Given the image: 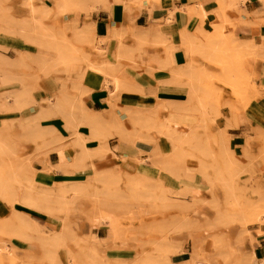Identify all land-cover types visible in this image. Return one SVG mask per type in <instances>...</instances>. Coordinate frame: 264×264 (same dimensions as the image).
<instances>
[{"label": "rangeland", "instance_id": "rangeland-1", "mask_svg": "<svg viewBox=\"0 0 264 264\" xmlns=\"http://www.w3.org/2000/svg\"><path fill=\"white\" fill-rule=\"evenodd\" d=\"M21 1L22 0H6L5 2L4 1L1 2L2 3L1 10H3L4 13L6 14L8 13V16H10L7 19L8 22L12 23V26H15L17 24L16 28L19 27L18 19L23 17L26 13V8L21 4ZM224 1L226 0H222L220 2L218 1L219 3L218 10L212 12H205L206 13V14L204 13L205 17L204 15H203L204 18L202 17L203 20H200L199 18L201 17L199 16V14L201 13L194 12L191 14V15L198 14L197 16L199 17L196 16L198 18L196 22L198 21V23L197 25H195V27H193L192 25L195 24L196 22L190 24L191 25L190 28H188L185 32L191 34L192 38L194 35H196L195 37L197 36L201 37V35L204 34L207 38H209V41L212 39L208 44L206 43L207 45L203 43L208 42L207 41L208 39L206 38L203 39V37H201L202 38L201 40L199 38H197L196 40L195 38L193 42L189 43L187 49L188 51L187 50L185 51L187 56L188 55L190 56L187 58L186 54L184 53L185 55L184 56L185 59H184L179 54L181 50L180 49L181 43L180 44L178 43L176 44L177 45L175 51L176 58L173 66H171L173 63L170 66L168 64H165L166 66L165 68H162L163 65H159V64L152 65L153 67L152 71L156 69H163L169 71L170 75L172 70L173 71L176 70V72H180L178 73V75L179 74L181 75L184 72V74H182L183 76L181 75V77L178 78V79L181 78L180 80H183L181 81L182 83L180 82V80L176 81L178 83L180 82L179 87L183 86L184 84L192 85V83L196 81L193 84V86L196 85L195 86L196 92H195V98L193 99L192 103L185 106H183V104L181 103L178 104L179 106H177L175 102L178 101L179 103L180 100H171V102L173 101L172 103L168 101V103L170 104L167 105L166 103L167 107L169 108V105H173L171 106V108L173 109L171 108H169L170 110L167 109L168 112H165L160 116V120H163L164 115L168 114L167 118L171 125H175L178 128L188 127L190 129L192 127V129H195L196 131H198V133H202L200 135L203 137H201V139L199 140L196 149L190 150L191 148L185 146L186 152L188 153L189 151L191 155L189 154L188 156H182V154H180L179 155L180 161L175 164L174 162H172L173 167H168L169 162L167 161L166 158H164L161 162H158L156 164H152L149 161H147L148 166L144 164L145 167L144 169L146 171L144 172V175L140 177H138L137 175H138V171L141 170V168L138 169V166H136L137 165L136 160L133 159L134 157H137L139 155V150H138V155L136 156L130 155V157H125L124 160L120 159L117 156L120 159L119 165H115L111 167L95 168V165L93 163L94 160H99L100 158H103L106 154L103 152V149L101 148V143L99 144L98 139L93 137L91 134H88L89 133L88 128L83 125L80 126L81 131L84 132L85 130L84 134L83 132H81L82 134L81 142L86 147L83 156H84V166L85 168L87 167L88 168L87 169L84 168V171L77 172L74 175L69 176V180L71 182L83 181L87 177V175L91 173L100 174L102 176H105L106 174H110V173L114 174V176H111V179L108 178L110 180L107 179V182H99L98 187L107 193V199L109 201H111L113 204L116 203L115 211H114L115 221L119 230L124 232L126 237L125 241H117V242L115 241V243H113L117 245L119 248L125 247L127 249V251L123 253L125 254V257L109 256L106 255L105 253H99L96 251V249L93 248V244H92L93 242H92L91 245L93 248V252L97 257L103 256L105 259L110 261L116 259L128 260L131 259L134 256V254H136L137 252L139 251L142 252L141 250L143 248V250L146 251L145 253H148L149 256V257L147 256L148 264H152V263L158 264L157 258L158 257L161 258L162 255L168 254L171 251L173 245L178 246L177 243L179 244V247H181L180 251L177 254H180L181 252L184 251L185 256L186 257L189 256L190 253L192 252V247L194 245V242L192 240H198V243L202 249V253H201L202 256L209 255L208 258L207 257L206 258L214 262L213 263L211 261L210 264H237L238 259H240L238 257L240 256V254H242L241 258L244 257L243 254L245 255L244 259L247 258L246 254H249V252L246 249L247 248L246 243L250 244V241L254 240V238H251L250 234L255 235V237L257 236L259 238L262 237L258 234L261 232L262 226H264V221H262L264 220V125L250 128L251 135L245 132L244 141L241 140L239 142L240 143L239 145L236 146L232 145L233 147L231 146V138L230 135L228 134V132H239L240 130H242L235 128L238 126L236 112H235V108L237 107L236 104H241L243 107L242 110L239 109V112H245V107L248 104V102L251 100V98L255 95L257 96L262 94V92L261 93L255 92L254 95L249 93L256 88V81L258 79L254 73V65L257 62H259L262 58L256 57L251 65L250 59L252 55H250L248 51L246 52L247 49L244 50L245 51L244 53H241L243 48L240 49L241 52H238V47L241 45L243 46L248 45L251 47H246V46L245 47L248 49L249 48L253 49L252 44L254 43L252 42H255L254 45H257L260 44L261 40L259 39L256 40L255 37L251 39L247 37L246 34H241L240 30L238 29L239 23H236L234 16L230 15L229 17L228 13L224 11V9L228 8L223 5L224 6L223 9L222 4L224 3ZM32 3L34 6H38V7L42 3L44 8L48 10L47 19L43 21L44 25L42 24L43 26L42 29H44L45 27L47 29L43 30L42 33L52 35L54 36V38L60 37V35L63 34V37L62 35L61 37L62 38L68 37L65 38V40H69L70 31L67 29V27L70 26V24L68 25L65 24L66 18L69 16V13L66 11H60L58 7L55 5L56 4L55 1L53 7L44 5L43 0H32ZM2 6H5L4 9L8 8V11L6 9L4 10ZM75 9L83 11L85 15L91 12V11L86 12L83 10V8H75ZM75 9H73V11ZM239 13L241 14V10L239 11ZM6 14L4 15L6 16ZM208 15L213 16V19L208 21L207 20ZM224 15L226 20L224 19L225 22L223 21L224 25L223 24L222 25L224 28L222 29L221 25L218 26L217 23H222L220 17ZM1 16L2 15H0V17ZM262 16H264V13L260 14L261 20H259V22L261 21L260 23L264 24V17ZM12 18L14 21L11 20L12 21L11 22L9 19ZM0 19L2 21L3 18ZM1 21L0 24L4 25V23H6L4 26L9 24L7 23V21L4 23L3 21L2 22ZM232 22L236 24L234 25ZM213 23L215 25H213ZM228 24L232 25L233 29ZM0 27H2V25ZM216 27L218 28V31L216 30L217 29ZM51 30L54 31L55 35L52 33ZM197 31H200V33L203 32L204 33L200 35ZM57 32L58 35H56ZM225 36L226 38H224ZM22 37L23 35L20 36L14 34L13 32H10L8 34L7 32L5 33L0 30V41H1L0 45H2V47L0 46V57L6 59H10L12 57L14 58L17 56V51H25L26 53L29 52L28 53L29 55L30 54L33 55L36 52V46L28 41H25L26 39L25 40L23 39L25 37L23 38ZM70 37L72 36L70 35ZM219 37L220 38L222 37V40ZM7 38L9 40L17 41L21 43L20 47L17 48L16 50L6 47L3 41L6 40ZM217 39L219 40L218 42ZM244 39L245 41L244 43H242V40ZM246 39L248 40L250 39L249 40L250 42ZM246 41L248 42V44L245 43ZM211 42L213 44H211ZM73 43H75L78 47L79 44H77V42L74 41ZM70 44L72 45V42ZM214 44H217L218 46L215 45L216 47L214 48ZM230 44L233 46L236 45L234 47L235 50L231 47L232 49L231 48H228L229 50L227 49L229 52L227 50H226L227 53L224 52L225 49L227 48L226 45L230 46ZM146 46L150 48L152 47L153 48L158 47L161 49L163 48L161 44H156V45L147 44ZM203 48H205L206 50ZM206 52L207 54L209 53L208 55L210 54L211 55L208 56ZM77 53L80 54L79 52ZM52 54H53L52 51H48L46 57L51 58ZM221 55L224 57H222ZM149 58H147L146 62L149 60ZM72 59L74 60L76 59V61L74 62L73 60L70 59L72 62L69 60L71 63L68 62L69 65H67L64 70L61 68L60 71H58L56 68L51 70L52 69L51 68L50 69L51 71L49 70V73H47L48 69H46L47 68L46 67L45 70L47 71H44L45 72L44 73L42 70L40 71L38 70V68H34L30 66L25 68L21 67V69L16 68L19 74H17L16 70L15 72L17 76L23 74L22 76H24V78H26L25 77L26 74L27 77L30 74L29 77L30 78L32 77L31 79L33 81L29 79V77L26 79L30 81V84L31 82L37 83L38 87L36 88H34L36 86L35 83L33 84L34 87L30 85L32 88H34V90H31V93L33 94V96L35 97L34 99L36 100H38L40 97L44 96L45 94L51 95L55 93L57 89L60 87L61 85L60 83H64L66 81H67L66 84L69 87H71L73 84L78 85L79 83L82 85L83 84L82 77L84 78L85 73L87 72L94 76L97 74L95 77L96 78L99 77L100 79H102L101 75L92 68H87L86 71L84 72V75H82L81 62L78 61L79 59L77 58H72ZM187 61H190L188 65H186ZM224 61L225 63H223ZM123 63H124V67H131L133 69L135 68V70L137 71H141V70L148 71L149 68L147 67L146 64L144 66L142 63L139 64V67H134L130 65L128 61H124ZM190 63L192 67H190ZM185 66L186 67L188 66L189 68L188 67L185 68ZM67 67L68 70H66ZM177 68L179 70H182V72L178 71ZM182 68H184V71ZM228 68L231 72L228 70ZM188 69L189 70L191 69V71H189ZM33 70L35 71L32 72ZM226 70L229 71L228 74L229 80L228 78L225 77L228 76L227 75L228 72H226ZM248 70L252 74V78H253L250 81H246L245 79ZM150 71L151 69H149L148 72ZM185 71H189V72L185 73ZM42 72L44 74L47 73L46 76H44ZM32 73L34 77L36 74L37 76L33 78ZM187 73H188V77H190L189 78L190 83L188 82L189 80H187L188 79ZM189 75H191L192 77ZM230 76L232 77V80L230 79ZM55 77H61V79L60 78L56 79ZM63 78H65V80ZM60 81H64V82H60ZM229 81L230 82L233 81V82L230 83ZM183 82H188V83H183ZM174 83L173 85H171L173 86V88L178 86L175 85ZM104 84L106 88L107 85H109L112 88V86L109 83H104ZM231 84H233V86ZM45 86L50 87L51 89H46ZM17 88H20V83L16 81L9 83L7 85L0 84V94L12 93ZM85 89L89 90L87 88ZM131 92L132 91H121V92L117 91L115 101L118 103L117 97L119 98V95L129 96ZM133 92H137V91H133ZM88 93L89 92L87 91L83 95L84 103H85L86 94ZM139 95L141 97L140 101H138L136 104H131L130 106L127 105L125 107L134 108L135 106L142 105L144 103L146 106L151 104L153 105L155 103V99L153 97H148L142 94ZM169 98L170 97L168 98L166 97L165 100H170L171 98L170 99ZM184 99H181V101L182 100L184 101ZM158 100L160 101V103L161 101H165L164 99H159V98ZM7 102L8 104L11 103L7 106L12 110L7 109L6 111L0 112V121L6 120L16 123L17 122L16 119L18 118L22 119L28 116L29 118H31V116L34 115V113L38 108V106L34 102L32 103L28 101L27 106L25 103L24 106L26 107H24L21 111H18L17 109L14 110L12 99ZM228 104L233 105L231 108V112H232L231 114H229L228 108L225 106ZM161 105L166 106L165 103ZM175 106L179 108L181 107L180 108L181 111L179 110L175 111L174 108ZM102 108L96 110H101L105 115L104 117H107L106 112L103 111ZM116 109L118 111V106L116 107ZM121 109L126 115L125 109L123 108ZM188 114H190L193 118V121L191 123H187L186 120H183V116L188 117ZM57 117L58 116L53 115L52 117L48 118L47 121L45 122L43 121L42 124L40 123L41 126L39 125L40 128L39 127L38 128L39 129L43 128L44 130L46 127L45 125H54L59 123L60 118ZM122 119L124 120L125 118ZM199 119L203 120V123L201 121L202 123L201 125H205V127L202 126V128H200L201 125L197 123V121L200 122ZM198 125H200V127ZM125 126L130 127L129 123H126ZM195 126H198V129H196L197 127ZM222 130L226 133L224 136H222L223 133L221 132ZM18 132L19 131H14V134H17ZM154 134H156V136L159 138L158 144L163 151V156L165 157V155L168 154L171 149L170 144L168 141L162 139L161 138L162 136H160L158 133H154ZM68 138L69 136L66 137V141L68 140ZM108 138H110V136L106 137L107 144H108ZM28 139L29 138H27V136L24 135L23 143L25 145V148H24V152L22 151V155L24 157L28 155L31 156L34 150L31 140L29 139L30 140L29 141ZM163 141H165L167 145L166 152L164 151ZM247 141H249V146H247L246 144ZM119 143L124 145H129L131 147L134 146L128 143H123V142H119ZM247 147L250 148L249 150L252 153V156L246 153L248 151ZM51 151L52 150L48 151V155L49 152ZM65 151H67L68 156H71L70 158H67L68 161H72L76 158L77 154L72 148H66L64 150V155H65ZM41 159H42L41 155H36L32 157L31 167L33 171L35 170L34 165L38 166L36 162L42 164L40 162ZM126 163H130L132 167L126 166ZM17 166L19 165L17 162H15L13 167L7 168V165L0 161V175L7 176L10 174H15L14 172L16 170L18 171ZM90 166L94 167L95 169L92 170L91 172L89 171L86 172V170L90 169L89 168ZM150 169H155L154 173H152ZM172 170L175 171L174 172L175 174L171 173ZM34 173L35 171L33 172V175ZM76 185L77 184L73 183V186ZM186 190L187 192L184 193L183 191ZM88 198L86 197L85 199L79 200L74 203V202H70L72 201L71 199L65 197V198H61L58 204L61 206H67L68 203H70V205L72 204V207L74 208L75 211L73 210L72 212H69V218L72 222L71 223L72 226H74V228L76 229L78 237L87 236L92 233L97 238L95 241H100L101 237L99 238L91 230L84 216V212L91 207V203ZM12 203L16 211L24 212L28 214V212H30L31 210L30 208L20 205L16 200H13ZM0 207L2 208V211L0 212V224H1V219L9 216L12 213V211L9 207V204L6 203L4 199H2V197L0 198ZM139 209H147L148 212L144 216L140 213ZM258 220L261 221L259 222ZM74 224H76V226ZM102 225L103 228L107 229V226L105 224ZM84 229L90 230V232L87 233L86 231H83L82 233H80V231ZM262 230H264V228H262ZM9 231L10 234L4 233L5 231L0 230V244L1 247L3 248V255L5 256V259L2 261V264H4L7 261L9 264H16L17 262L22 264L21 259L22 257H24L25 252L23 254L20 253L18 254V252L13 253L12 251L13 248H9V244L11 243V241H9L8 238L15 235L16 230L10 228L8 232ZM101 234H103V232H101ZM4 242H6V244H4ZM100 242L105 243L102 241ZM28 243L34 246V248L35 246H37L35 242L33 243L28 242ZM139 244L141 245V247ZM38 246L36 247V249H38ZM68 246L71 249L74 248V246L70 241H68ZM40 249L42 250L41 257H36L32 251L26 250V252L28 251V253L30 252L33 253V255L31 253L32 257H29L31 264H40L41 262H45L46 264H52V262L47 261L45 257L48 256V253L56 255L54 249L52 250L51 247L49 248L40 247ZM144 251L142 252V254H145ZM177 254L171 255L170 258L172 261L171 264H174L173 260L177 258L176 256ZM236 257H238V259ZM241 260L243 259H240V261ZM177 264H182V263L180 261Z\"/></svg>", "mask_w": 264, "mask_h": 264}, {"label": "bare ground", "instance_id": "bare-ground-1", "mask_svg": "<svg viewBox=\"0 0 264 264\" xmlns=\"http://www.w3.org/2000/svg\"><path fill=\"white\" fill-rule=\"evenodd\" d=\"M2 1L5 2L6 0L0 1V15H2L0 18H3L2 19L3 23L7 21V23L9 24H7L6 26H4L6 23H4V25L0 24V26L2 25V27H0V30L5 33L7 32L8 34L10 32H13L14 34H17L20 36L23 35V37L25 38L23 37L22 38L24 40L26 39L25 41H28L36 46V52L33 55L31 54L29 55L28 54L29 52L26 53L25 51H17V56L14 58L12 57L10 59H6V58L0 57V75H1L0 84L7 85L15 81L20 83V88H17L12 93L0 94V112L10 109L8 108L7 105L11 103L8 104L7 101H10L11 99H12L14 110L17 109L18 111H21L24 107L27 106L28 101L32 103L34 102L38 106V108L36 112L34 113V115L31 116V118H29V116L22 118V119L18 118L16 119L17 120L16 123L12 121H6V120L0 121V161L5 163L7 165V168L13 167L15 162H17L19 165L17 166L18 171L16 170L14 172L15 174H10L7 176L0 175V196L2 197V199H4L6 203L9 204V207L12 211V213L9 216L1 219L0 230H3L5 231L4 233H8V234H10V231L8 232L10 228H13L16 230V234L8 238L9 241L11 240L12 237H15L23 241H34L39 245V247H45V248L51 247L52 250L54 249V251L56 252V255L48 253V256L45 258L47 261H51L52 264H148L147 261H148L149 256H148V253H145L146 251H144L143 248L141 251L142 252L144 251L145 254H142V252L139 251L136 254H134V256L131 259H128V260L127 259H116V260L110 261V260L105 259L103 256L97 257L93 252V248L90 242L91 239L95 241L97 239L96 236L91 233L90 235H87V236L78 237L76 229L74 228V226H72L71 224L72 222L69 218V212H72L74 210V208L72 207V204L70 205V203H68L67 206H61L58 204V202H60V199L65 198V197L71 199L72 201L70 202L75 203L79 200H83L86 197L88 198L89 196H91L92 198L91 197L88 198L90 200L91 207L84 212L85 219L88 222L91 230L99 227L102 224H105L107 226L106 233L103 237L100 238V241L106 242L107 240H110L113 243H115V241L116 242L125 241L126 239L125 234L124 232L119 230L116 224V221H115L114 211H115L116 203L113 204L111 201H109L107 199V193L98 187L99 182H107V179L108 178L111 179V176H114V174L110 173V174H106L105 176H102L100 174L91 173V174H88L87 177L83 181L62 182V183H58L57 187L56 186H43L34 180L33 172L35 170L33 171L31 167L32 157L36 155H41L42 159L40 160V162L43 163L47 168L50 167L51 169V166H53L57 168L61 173L67 175V176H64L65 178L63 180H69V176L74 175L77 172L84 171L85 166H84L83 154L85 152L86 147L81 142V138H82L81 132L83 131L80 130V126L83 125L88 128L89 130L88 134H91L93 137L98 139L99 144L101 143V148L103 149V152L105 154L109 153L110 151V147L108 146L107 141H106L107 136L115 137L119 142L128 143L131 145H135L136 141H143V142H146L152 145L151 149L147 150L146 152L139 150V155L133 158L136 160V163H137L136 166H138V169L141 168V170L138 171V175H137L138 177L144 175V172L146 171L144 169L145 168L144 164L147 161H149L152 164H156L158 162H161L164 158H166L167 161L169 162L168 167H173L172 162H174L175 164L180 161V158H179L180 154H182V156H188L189 154L191 155V153H189L188 150H187L188 153L186 152L185 146L191 148L190 150L196 149V146H198L197 144L199 143V140L203 136L200 135L202 133H198V131H196L195 129H192V127L190 128L192 130H190L188 127L178 128L175 125H171L167 118L168 114L164 115L163 120H160V116L164 114L165 112H168L167 109L173 106V105H169V108L167 107V105L170 104L168 103V101L171 102V100L173 99L169 98L170 100H165V98H163L165 101H161L160 103V101L158 100L156 96L155 89L157 88V89H161L167 92L184 93L186 96L184 101L180 100L179 103L178 101L175 103L177 104V106H179L178 104H181V103L183 104V106H185V105H189L190 103H192L193 99L195 98V92H196L195 86L196 85L193 86V84L196 81L192 83V85L184 84L183 86L179 87L180 82L183 80H180L181 78L180 79L178 78L181 77V75L184 74V72L181 75L180 74L178 75V73L180 72H176V70L173 71L171 69L172 71H171L170 77L161 82L159 81L157 87L155 86L156 88H152L153 86L149 87L151 85H149L147 88H144V87H140L139 84L137 85L134 79L131 76H129V74L125 73L124 63H123L124 61H128L130 65L134 67H139L138 61L143 60V52H142L143 43L146 44L147 42L148 43L151 42L155 45L161 44L163 47L162 48L163 53L161 56L159 55L160 58H158L157 56H150L147 62L141 61L142 63H146L147 67H149L148 71L149 69H151L150 72L147 71L148 74L152 72L153 64L163 65L164 67L162 66V68L166 67L165 64H168L170 66L173 63L172 58H173V51L175 49L174 46L170 45L171 43L170 44L165 43L167 41L165 38L167 37H165V35L163 34L158 23L152 22L147 26L136 25L134 23L135 14L131 12L132 8L128 16V24L130 26L127 28V30L125 31L123 30V31H120V33L118 32L116 33V36L114 37L115 40L113 42L114 50L109 51V47L112 46L110 42L111 37L108 34H106V36L104 35L105 37L102 35L103 37L99 36L98 38L97 33L95 31L94 22H90L87 24L85 23L83 25H77L76 21L73 20L70 26L67 27V29L71 33V34L69 33L70 41L65 40V38H68V37L64 36L65 38H62L63 34H61L62 37L59 34L60 37H55V38H58V39H55L54 36L52 35L42 33L43 30L47 29L46 27L42 29L43 27L42 24H43V21L47 19V14H48V10L44 8L42 3L38 7V6L33 5L32 0H22L21 4L26 8V13L23 17H21L22 19L19 18L20 21L18 19L19 27L17 26L18 28H16L17 24L15 26H12V23L8 22L7 19L10 17L8 16V13L6 14L4 13L3 10H1ZM110 1L111 0H55L56 2L55 5L58 7L60 11H66L68 13H72L73 9L75 8H83V10L87 12L89 9H91L92 6L94 7L96 3H99L102 6V8H107L108 3ZM117 1L118 0H116L115 2ZM128 1L129 3L127 2V0L123 1L127 9L128 7H131L130 6L131 0H128ZM239 1H243V0H226V2L228 3V6L235 7V9H237L236 8L238 4L237 2ZM199 6H200V3H199ZM4 7L5 6H2L3 9ZM93 9H95V7ZM202 9L203 8L199 10L202 12L201 13L202 15L199 14V16L201 17L197 16L198 14H196V16L200 18V20H203L202 17L205 13L204 11H202ZM6 10L8 11V8ZM190 10H188V12L190 11L193 13L195 11V10L193 11L192 9ZM237 10L238 12L240 11L239 8ZM3 13L6 14V16L8 17H6ZM190 17L191 16H189V18ZM260 18L261 17L259 15L255 23L256 22L260 23L261 22V21L259 22V20H261ZM220 19L222 23H217V25L218 26L221 25L223 29L224 28L223 21L225 22L226 20L225 15L220 17ZM9 20L14 21L13 18ZM235 20L238 22L245 21V20L241 21V17L240 19L237 18ZM230 24L228 25L232 27V25ZM213 25L215 24L213 23ZM218 28L216 29L217 31H218ZM122 29H124V27ZM51 31L54 34V31L53 30ZM197 32L200 35L204 33L203 31H202L203 33H200V31H197ZM125 34H127L128 37L131 39V41L128 43L123 42V36H125ZM182 34H183L182 37L180 36V43H181L180 45H181V49L183 53L185 54H186L185 51L188 49L189 43L193 42L195 38L196 40L197 38L201 40L202 39L201 37H203V39L204 38L208 39L207 40L208 42L203 43L205 45H207L212 40L210 38L211 40L209 41V38H207L204 34L201 35V37L200 36L195 37L196 35H194L193 38L191 34H185V31L182 32ZM219 34H222V33H219ZM56 35H58V32L56 33ZM70 35L72 37H70ZM224 38H226V36ZM220 39L222 40V37ZM74 41L80 45V48H79V45L77 47V45L73 43ZM154 41H156L157 43L156 42L154 43ZM218 41L219 40L217 39V42ZM244 41L245 39L242 40V43H244ZM71 42H72V45L70 44ZM100 43L103 44V46H101ZM245 43L248 44L247 41ZM252 43L255 44V42H252ZM0 44H1V41H0ZM211 44L213 43L211 42ZM217 44H214V48L218 46ZM254 44H252L253 49L249 48L250 51L246 47H251V46L241 45L242 47L241 46L238 47V52H241L240 49L243 48L241 53H244L245 52L244 50L247 49L246 52L248 51V53L252 55L250 59L251 65L256 57L262 58L261 60H264V39H261L260 44H257V43H256L257 45H254ZM0 46L2 47V45ZM235 46L231 44L230 46L226 45L227 48L225 49V51L224 50L223 51L227 53V51L229 50L228 48L232 47L234 49ZM48 51H52L53 53L51 58L46 57V54L48 53ZM76 51L79 52L81 55L78 54ZM189 56L190 55L187 56L186 54L187 58ZM72 58H77L79 59L78 61L81 62L82 75H84V72L86 71L87 68H92L101 75V78L104 81V83H109L112 86L111 89H107V95L105 96V100H104L105 104L102 108V110L106 112L107 117H104L105 115L103 114L101 110L94 111L92 109H89L87 105L84 103L83 95L87 91L89 92V90H86L85 88L87 89L89 88L87 86L84 87L83 84L82 85L80 83L78 85L73 84L71 87H69L66 84L67 81L66 82L60 81L64 83H60L61 85L59 84L60 87L57 89L55 93L51 95L45 94L44 96L36 100L34 99L35 97L31 93V90H34V88L38 87V85L36 82H34L36 84V86L34 87L33 85L34 83L31 82L30 84V81L26 79L30 76V74L28 75V77L26 74L25 75L26 78L22 76L23 74L20 76L16 75V72H17L16 68L21 69V67L25 68V67H30V66L34 68H38V70L40 71L42 70L43 72L47 71L45 70V68L47 67L46 68L48 69L47 73H49V70L51 68H52L51 70L55 68L58 71H60L61 68L64 70L65 67L69 65V63L72 62L71 60H73L74 62L76 61V59L74 60ZM189 62L190 61H187L186 65H188ZM223 63H225V61ZM48 65H51L52 67ZM148 65H150L152 68ZM181 67H184V66H181ZM187 67L185 66V68ZM190 67H192L191 63H190ZM182 69L184 71V68ZM191 69L190 70L188 69V70L191 71ZM66 70H68V67ZM177 70L182 72V70H179L178 68ZM34 71L35 70H33L32 72ZM189 71H185V73ZM229 71L226 70V72H228L227 75L229 74ZM17 74L19 73L17 72ZM46 74H44V76H46ZM32 76H33V73H32ZM36 76L37 74L35 75V77ZM35 77L33 76V78ZM225 77L228 78L229 80V75ZM31 78L29 77V79ZM55 78L61 79V77H55ZM187 78H188L187 80H189L188 82L190 83V79H189L190 77H188V73H187ZM63 79L65 80V78ZM230 79L232 80L231 76H230ZM245 79L246 81H250L253 79L252 74L249 72V70H248V73L246 74ZM177 80H180V82L179 83L176 82ZM188 82H183V83H188ZM173 83L178 86L173 88V86H171L173 85ZM233 84L231 85L233 86ZM30 85L34 88H32ZM117 91H120V92L121 91H132V92L137 91L138 93L142 95L153 97L155 99V103L153 105L151 104L148 106H146L144 103L142 105H137L134 108L122 106L123 109H125L126 111L125 119L123 120L116 109V107L119 106L115 103ZM262 91H264V87L256 86V88L253 89V91L249 93L254 95L255 92L261 93ZM25 103H26V106H24ZM164 103L165 105L167 103V105L166 106L161 105ZM177 106L174 107L175 111L177 110L181 111L180 110L181 107L179 108ZM225 106L228 108L229 114H231L232 113L231 108L233 105L228 104ZM53 115L58 116L60 118L59 120L60 122L54 125H45L46 127L44 130L42 127H41L42 129H39L40 123L42 124L43 121L44 122L47 121V119L52 117ZM199 120L200 122L197 121V123L201 125L203 123V120L202 119H199ZM57 122H58V119H57ZM126 123H129L130 127L125 126ZM200 125L198 126L200 127ZM198 126H195L197 127L196 129H198ZM202 126L205 127V125H201L200 128H202ZM14 131H19V132L17 134H14ZM221 132H223L222 136L226 134L223 130ZM84 133H85V130L83 134ZM154 133H158L160 136H162L161 137L162 139L168 141L170 144L171 149L169 153L165 155V157L163 156V151L158 144L159 138ZM24 135L27 136V138H29L32 142V146L34 150L31 156L28 155L24 157L22 155V151L24 152V148H25V145L23 143ZM68 136L69 138L66 141V137ZM66 148H72L78 156L76 155V158L74 160L68 161L67 157L64 155V150ZM49 150L58 152L57 162L51 163L49 161V157H48ZM118 157L122 160H124L125 158L124 155H118ZM89 168L92 170L95 169L92 166H90ZM46 169L45 171H47ZM41 170H43V168H41ZM174 172L175 171L172 170L171 173L173 174ZM73 183L77 185L73 186ZM183 192L185 193L187 192V190ZM13 200H16L20 205L25 206L27 208L36 209L38 211H42L46 213L47 215L46 223L38 224L32 221L29 218L28 214L24 212L16 211L13 207V203H12ZM139 211L144 216L148 212L147 209H139ZM53 216L58 217L59 226H58L57 231L52 229L53 225L49 223V218ZM47 225H50L51 229L48 228ZM74 225L76 226V224ZM262 228H264V226H262ZM262 228H261V232L258 235L264 237V230H262ZM250 236L251 238L255 239V235L250 234ZM4 241H7V240H4ZM68 241H70L72 245L74 246L73 249L69 248ZM192 241L194 242V245L192 247V252L190 253L189 256L183 259L181 263L182 264H210L212 260L210 261L209 259H207L209 255L207 256L204 255L205 257L202 256L201 254L202 249L198 243V240H192ZM4 244H6V242H4ZM177 245L178 246L173 245L171 251L168 254L162 255L161 258L158 257L157 263L158 264H171L172 262L170 259L171 255L177 254L181 248L179 247L178 243ZM114 246L115 245H113V247ZM14 248L12 250L13 253L16 252ZM134 248H137V247H134ZM31 253L32 252L28 253V251L27 252L25 251L24 257H22L21 259L22 264H31L30 259H29V257H32ZM246 255H247L246 259H244L245 258L244 254H243L244 256L243 258H241L242 254L238 256L240 259H243L241 260L242 264H264V259H260V258L256 259L254 257V253L252 249L249 251V254H246ZM238 257L236 258L238 259ZM4 259H5V256L3 255V248L1 247V244H0V264H2V261ZM240 259H238L237 264L239 262H240L239 264H241Z\"/></svg>", "mask_w": 264, "mask_h": 264}, {"label": "crops", "instance_id": "crops-1", "mask_svg": "<svg viewBox=\"0 0 264 264\" xmlns=\"http://www.w3.org/2000/svg\"><path fill=\"white\" fill-rule=\"evenodd\" d=\"M55 0H43L44 5L53 7ZM111 0L108 3V9L102 8V6L99 3H96L94 7L90 6L91 9L88 10L90 12L89 14H86L83 11H80L78 9H75L73 13H69V16L66 18V25L71 24L73 20L76 21V24L83 25L90 22H94L95 31L97 33V36L103 37L104 35L108 34L111 39L110 42L112 46L109 47V51L114 50L113 42L115 40L116 33H120V31H125L130 26L128 24V16L130 14V10L132 13H134V23L138 26H147L152 22H156L159 24L163 34L165 35L166 44H170L175 47L173 51V58H172V66L175 63L176 58V44H180V35L182 37L183 34H180L182 31H186L188 28H190V24H193L198 19L196 15H191L192 12H190L192 9L194 12L202 13L204 12H212L218 10L219 3L218 1L222 0H131L130 6L127 7L124 5L123 1L126 0ZM129 3V1L127 0ZM200 3V6H199ZM237 9L239 8L241 10V14L238 12L235 7H229L226 1L222 4L225 7H228L227 9H223L228 13V16L230 15L234 16V19H240L241 21L245 20L244 22H238V29L240 30L241 34H246L247 37L253 39L255 37L256 40H261V38H264V24H258L255 23V20L259 17L260 14L264 13V0H243L237 2ZM195 5V6H194ZM202 5V7H201ZM98 6V7H96ZM89 7V8H90ZM101 7V8H100ZM97 8V9H96ZM198 10H197V9ZM234 8V9H233ZM222 9V10H223ZM128 10V11H127ZM188 10H190L188 12ZM193 12V13H194ZM256 14H255V13ZM191 13V14H190ZM189 16H191L189 18ZM60 18V16H59ZM213 19V16L208 15L207 20L210 21ZM250 21V22H249ZM252 21V22H251ZM254 21V22H253ZM248 22V23H247ZM198 21L193 24L192 26L195 27L197 25ZM235 23V24H236ZM234 24V25H235ZM65 25V26H66ZM122 26V27H121ZM124 27V29H122ZM119 28V29H118ZM185 34H189L186 33ZM103 35V36H102ZM104 36V37H105ZM127 37V38H126ZM114 38V39H113ZM241 39V38H240ZM169 40V41H168ZM172 40V41H171ZM131 39L128 37L127 34L123 36V42L128 43ZM4 45L6 47L12 48L16 50L20 47L21 43L17 41L9 40L8 38L3 41ZM156 42V41H154ZM157 43V42H156ZM147 44L153 43H143L142 49H143V60L142 62H146L147 58L149 56H161L163 53V49L161 48H150L146 46ZM101 46L103 44L100 43ZM181 49V47H180ZM179 50V49H178ZM179 54L181 57H184V53L182 49L180 50ZM138 61L139 64L142 62ZM144 66L146 63H142ZM155 65V64H153ZM142 66V67H144ZM125 73L129 74L131 76L135 83L140 87L147 88L149 87L156 88L159 81L166 80L170 77V73L167 70L163 69H156L153 70L151 73L148 74V72L145 70L137 71L131 67H124ZM254 73L257 76L256 86H262L264 87V60H260L254 65ZM89 81V82H88ZM82 83L84 86H88L89 93L85 97V104L92 110L101 109L105 104V96L107 95V88L111 89L109 85H107V88L105 87V84L102 79L99 77L96 78L94 75L89 74L88 72L85 73V77L82 79ZM156 86V87H155ZM46 89H51L50 87L45 86ZM158 91V92H157ZM155 93L157 98L163 99L170 97L173 100H181L184 99L186 96L184 93H178V92H167L163 91L161 89H155ZM130 94V93H129ZM138 92H131L129 96L127 95H119L118 98V113L122 118H125V114L122 111L121 108L127 105L136 104L138 101H140L141 97ZM116 100V99H115ZM237 107L235 108L236 112V118H237V124L238 126L235 127L236 129H242L239 132H228L231 138V146L232 145H239L240 141H244V133L247 132L250 133V128L259 127L260 125H264V91H262V94L253 96L251 100L248 102V104L245 107V112H239V109L242 110L241 104H236ZM123 106V107H122ZM183 120H186L187 123H191L193 121V118L190 114H188V117L183 116ZM247 146H249V141L246 142ZM108 145L110 147L109 153H107L103 158H100L99 160H94L95 168L100 167H111L115 165H119L120 159L117 157L118 155H124L125 157H130V155L136 156L138 155V150L146 152L147 150L151 149V145L149 143L143 142V141H136L135 145L133 147L129 145H124L118 142V140L115 137L108 138ZM164 151L166 152V142L163 141ZM246 146V145H245ZM233 147V146H232ZM246 148V147H245ZM250 148L247 147V154L252 156V153L249 150ZM68 151V150H67ZM67 151H65V156L67 158H70L71 156H68ZM49 161L51 163H55L58 161V152L51 151L49 152ZM38 166L34 165L35 173H34V180L43 185V186H58V183L62 182H69L70 180H63L67 176L60 171H58L57 168L51 166L46 167L43 163H37ZM148 166V162L145 163ZM97 166V167H96ZM126 166H131L130 163H126ZM43 168V170H41ZM47 168V169H46ZM149 168V167H148ZM153 168V167H152ZM45 169L47 171H45ZM152 173H154L155 169H150ZM91 172L92 169L86 170V172ZM153 175V174H152ZM2 211V208L0 207V212ZM28 215L30 219L38 224H44L47 220L46 213L42 211H38L36 209H31L30 212H28ZM49 223L52 224L55 231L58 230V217H51L49 218ZM48 228H50V225H47ZM51 229V228H50ZM83 231H86L87 233L90 232V230L84 229L80 231L82 233ZM92 231L100 238L103 237L106 233V229L103 228V225H100L97 228L92 229ZM103 232V234H101ZM11 243L9 244V248H14L18 254H23L26 250L32 251L36 257H41L42 250L38 246V249H36L37 246H32L28 242H34V241H23L18 238H11ZM16 241V242H15ZM90 242L93 244V248L96 249L99 253H105L109 256H122L125 257V253L127 249L125 247L119 248L117 245L113 244L110 240H107L105 243H101L100 241H93L92 239ZM252 242V243H251ZM246 243L247 251L249 252L251 249L253 250L254 257L257 259H264V237H255L253 241H250V244ZM113 245H115L113 247ZM254 247V248H253ZM242 249V248H240ZM177 258L173 260L174 264H177L179 261L182 262L183 259L186 258L185 252H181L180 254L176 255ZM4 264H9L8 261ZM16 264H20L17 262ZM40 264H46L45 262H41Z\"/></svg>", "mask_w": 264, "mask_h": 264}]
</instances>
